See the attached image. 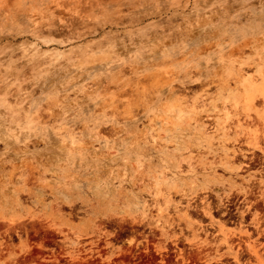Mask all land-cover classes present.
<instances>
[{
  "label": "rangeland",
  "instance_id": "rangeland-1",
  "mask_svg": "<svg viewBox=\"0 0 264 264\" xmlns=\"http://www.w3.org/2000/svg\"><path fill=\"white\" fill-rule=\"evenodd\" d=\"M0 264H264V0H0Z\"/></svg>",
  "mask_w": 264,
  "mask_h": 264
},
{
  "label": "bare ground",
  "instance_id": "bare-ground-1",
  "mask_svg": "<svg viewBox=\"0 0 264 264\" xmlns=\"http://www.w3.org/2000/svg\"><path fill=\"white\" fill-rule=\"evenodd\" d=\"M184 197H185V196H184ZM184 197H183V198H184Z\"/></svg>",
  "mask_w": 264,
  "mask_h": 264
}]
</instances>
